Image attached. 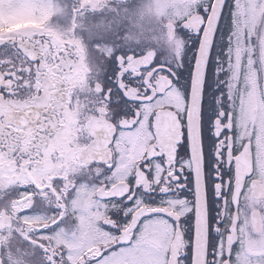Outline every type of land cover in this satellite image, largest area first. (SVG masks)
Returning a JSON list of instances; mask_svg holds the SVG:
<instances>
[{"label": "snow or ice", "instance_id": "snow-or-ice-1", "mask_svg": "<svg viewBox=\"0 0 264 264\" xmlns=\"http://www.w3.org/2000/svg\"><path fill=\"white\" fill-rule=\"evenodd\" d=\"M0 264H264V0H0Z\"/></svg>", "mask_w": 264, "mask_h": 264}]
</instances>
